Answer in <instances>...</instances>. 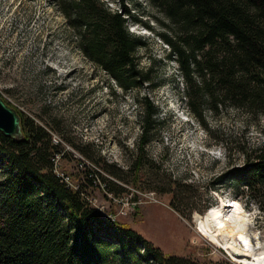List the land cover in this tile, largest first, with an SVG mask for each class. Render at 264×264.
<instances>
[{"label": "trees", "instance_id": "trees-1", "mask_svg": "<svg viewBox=\"0 0 264 264\" xmlns=\"http://www.w3.org/2000/svg\"><path fill=\"white\" fill-rule=\"evenodd\" d=\"M109 2L119 7L112 8ZM125 2L51 0L83 55L108 79L124 91L137 90L144 83L155 90L163 80L156 81L152 69L139 66L136 50L147 42L129 30L133 12ZM149 2L166 20L158 35L168 46L167 59L176 62L181 74V103L208 133L213 131L204 122L206 110L218 113L232 107L250 116L264 114V0ZM136 98L140 134L135 147L128 149L127 167L102 157L97 162L102 171L84 166L78 189L53 170L54 154L66 153L52 142V133L71 141L69 131L48 104L40 108L39 121L17 110L23 138L16 140L0 131V264H202L187 256L164 254L129 226L103 217L84 196L96 179L115 197L128 192L122 184L144 189L142 173L156 164L146 146L163 122L154 101L147 95ZM216 137L215 141L227 143ZM77 147L93 159L90 143ZM225 177V183L242 184L247 192L260 190L264 149L253 157L247 154L244 164ZM184 179L163 170L155 179L148 178L154 183L148 188L171 193L169 205L189 218L208 206H197L201 195L192 181Z\"/></svg>", "mask_w": 264, "mask_h": 264}, {"label": "rangeland", "instance_id": "rangeland-1", "mask_svg": "<svg viewBox=\"0 0 264 264\" xmlns=\"http://www.w3.org/2000/svg\"><path fill=\"white\" fill-rule=\"evenodd\" d=\"M125 3L133 12L129 30L147 42L136 50L139 66L152 69L156 81L163 80L155 90L144 83L137 90L124 91L108 79L83 55L51 0H0V94L7 104L36 121L40 108L48 104L71 139L52 133V142L55 137L63 153H69L54 154L57 166L53 170L75 189L84 178V166L102 171L97 163L102 157L127 167L128 149L135 147L140 134L136 97L147 95L159 107L158 120L163 122L146 146L156 162L142 173L141 184L147 186L122 184L128 192L115 197L96 179L84 196L103 217L112 216L129 226L166 255L187 256L202 264H242L205 238L194 218L210 207L235 201L252 220L254 230L264 236V185L250 193L242 184L224 181L244 164L247 154L253 157L264 149V114L250 116L232 107L218 113L206 110L204 122L213 131L208 133L181 103V74L176 62L167 59L168 46L158 35L166 23L164 15L149 0ZM109 5L119 7L117 2ZM214 135L227 143L215 141ZM83 143H90L93 159L77 147ZM163 170L192 181L201 195L197 206L208 208L188 218L169 205L171 193L149 189L154 183L148 178L155 179Z\"/></svg>", "mask_w": 264, "mask_h": 264}, {"label": "bare ground", "instance_id": "bare-ground-1", "mask_svg": "<svg viewBox=\"0 0 264 264\" xmlns=\"http://www.w3.org/2000/svg\"><path fill=\"white\" fill-rule=\"evenodd\" d=\"M195 221L199 232L217 247H223L235 262L264 264V236L254 230L252 220L237 202L210 207Z\"/></svg>", "mask_w": 264, "mask_h": 264}, {"label": "water", "instance_id": "water-1", "mask_svg": "<svg viewBox=\"0 0 264 264\" xmlns=\"http://www.w3.org/2000/svg\"><path fill=\"white\" fill-rule=\"evenodd\" d=\"M0 131L7 137L21 140L23 132L21 118L17 110L11 107L0 94ZM195 219V218H194Z\"/></svg>", "mask_w": 264, "mask_h": 264}, {"label": "built area", "instance_id": "built-area-1", "mask_svg": "<svg viewBox=\"0 0 264 264\" xmlns=\"http://www.w3.org/2000/svg\"><path fill=\"white\" fill-rule=\"evenodd\" d=\"M53 137H54V136H53ZM54 142H55L56 144L58 143V139H57V140H55V137H54ZM57 155H59V156H60V154H59V153H58ZM53 160H54V166H57V165H56V163H57V160H56V158H53ZM110 217H111L110 219H111V220H113V218H114V217H112V216H110Z\"/></svg>", "mask_w": 264, "mask_h": 264}, {"label": "snow or ice", "instance_id": "snow-or-ice-1", "mask_svg": "<svg viewBox=\"0 0 264 264\" xmlns=\"http://www.w3.org/2000/svg\"><path fill=\"white\" fill-rule=\"evenodd\" d=\"M133 31H135V29H133ZM237 207H239V205H237ZM245 243H247V241H245Z\"/></svg>", "mask_w": 264, "mask_h": 264}]
</instances>
